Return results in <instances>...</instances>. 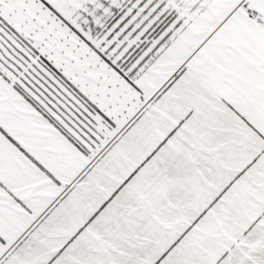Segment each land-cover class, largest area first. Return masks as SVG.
Listing matches in <instances>:
<instances>
[{"label": "snow or ice", "instance_id": "1", "mask_svg": "<svg viewBox=\"0 0 264 264\" xmlns=\"http://www.w3.org/2000/svg\"><path fill=\"white\" fill-rule=\"evenodd\" d=\"M0 264H264V0H0Z\"/></svg>", "mask_w": 264, "mask_h": 264}]
</instances>
